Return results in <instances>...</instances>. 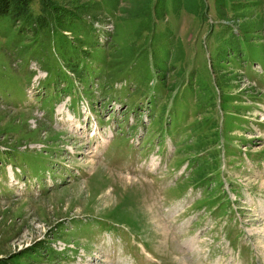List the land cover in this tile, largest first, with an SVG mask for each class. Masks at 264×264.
Returning a JSON list of instances; mask_svg holds the SVG:
<instances>
[{
    "label": "rangeland",
    "instance_id": "rangeland-1",
    "mask_svg": "<svg viewBox=\"0 0 264 264\" xmlns=\"http://www.w3.org/2000/svg\"><path fill=\"white\" fill-rule=\"evenodd\" d=\"M114 1L0 19V264H264V0Z\"/></svg>",
    "mask_w": 264,
    "mask_h": 264
},
{
    "label": "trees",
    "instance_id": "trees-1",
    "mask_svg": "<svg viewBox=\"0 0 264 264\" xmlns=\"http://www.w3.org/2000/svg\"><path fill=\"white\" fill-rule=\"evenodd\" d=\"M34 1L35 0H0V19L9 17L13 22H32L34 19ZM38 1L41 5L45 2V0ZM119 1L120 0H115L114 4L117 6ZM168 1L169 0H129L131 8L127 11H130L129 14L133 18L141 17L142 19H151L155 13L157 16L162 17L167 11ZM228 2L229 0H217L216 3L218 12L223 14V9L228 7ZM230 2L232 3V5H230L231 9L236 11L241 9L238 4L240 2L239 0H230ZM180 6H183L187 11L195 15H200L206 8L207 2L206 0H175V9H178ZM39 18L40 22L44 21V17L40 16Z\"/></svg>",
    "mask_w": 264,
    "mask_h": 264
},
{
    "label": "bare ground",
    "instance_id": "bare-ground-1",
    "mask_svg": "<svg viewBox=\"0 0 264 264\" xmlns=\"http://www.w3.org/2000/svg\"><path fill=\"white\" fill-rule=\"evenodd\" d=\"M115 178V177H114ZM123 182H122V184H121V186H123V185H126V184H129V182L132 180L133 181V179L132 178H120ZM135 182V181H134ZM131 183V182H130ZM125 188V187H124ZM96 256V255H95ZM97 257V256H96Z\"/></svg>",
    "mask_w": 264,
    "mask_h": 264
}]
</instances>
